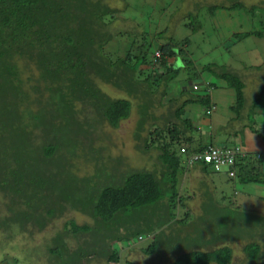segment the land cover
Returning <instances> with one entry per match:
<instances>
[{"label":"trees","instance_id":"trees-1","mask_svg":"<svg viewBox=\"0 0 264 264\" xmlns=\"http://www.w3.org/2000/svg\"><path fill=\"white\" fill-rule=\"evenodd\" d=\"M117 2L121 7H112ZM128 7L125 0H0V244L16 235L28 241L52 226L55 231L39 244H17L25 255L22 262L41 256L45 264H133L120 261L115 245L124 249L145 239L148 244L140 251L152 257L151 264H233L230 245L235 242L242 244V259L234 264H264V212L224 197L217 202L184 184L186 172L198 166L228 181L264 186V175L255 167L261 156L242 150L239 157L237 144L203 140L186 107L200 106L199 117H207L214 85L189 77L194 70L184 49L188 38L166 35L165 14L153 31H143L123 15ZM254 8L238 0L206 6L198 16H186V28L191 34L200 30V12L211 17L218 10L252 13ZM113 22L120 27L112 29ZM263 35L249 31L232 38ZM120 40H131L138 51L121 54ZM205 73L232 91L230 111L240 119L245 102L239 76L214 64L202 66L200 74ZM178 80L186 86L166 101L175 104L179 97L180 104L162 116L159 126L153 111ZM103 86L122 97H110ZM263 96L264 85L249 105V127ZM132 105L138 117L135 148L142 155L155 152L149 170L104 155L103 127L115 129ZM208 148L232 153L233 164L215 172L202 160L188 164ZM232 170L235 175L228 177ZM190 193L203 195V215L194 219L186 207ZM11 228L14 234L6 231Z\"/></svg>","mask_w":264,"mask_h":264},{"label":"rangeland","instance_id":"rangeland-1","mask_svg":"<svg viewBox=\"0 0 264 264\" xmlns=\"http://www.w3.org/2000/svg\"><path fill=\"white\" fill-rule=\"evenodd\" d=\"M229 1L230 0H125V2L129 6V9L125 13L123 12V15L126 17L130 16L133 24H137L139 28L143 29V31H153V29L156 28L157 22L162 20L165 14L167 17V29L165 32L166 35H173L174 37H176V39H182L184 37L188 38L189 43L184 47V49H186L190 56H192L194 70V74H190L189 77H191V79L196 78L197 81H199L200 83H202L201 80L203 79L208 82H211L214 85L213 89H215V91L213 92H216V94H218L219 96L218 100L214 99V105L216 108L207 117L201 118L193 114V111H195L196 114L202 112V107L200 106L194 105L186 107L187 109L191 110V113L186 112L187 118L190 119V121L195 127L197 126L199 129H201L203 126V128L201 129L203 134L204 132H208L210 130L209 126L204 125L208 124L209 122L213 124L215 118H220L221 120H223L224 125L229 126L228 129H231L234 126H243L244 123L241 119H236L234 115L229 111V106L232 104V95H230L232 91L226 87L224 88V81L222 83L221 81L216 80V78L212 77L208 73L201 75L200 70L202 66L206 64L226 66L228 70L236 73L244 84V104L248 106L250 105L253 96L257 92L258 88L264 85V35L263 37L249 36L241 41H235L234 38H232V34H234L233 31L230 32L227 30L228 22L226 18H223L220 23H214V25L212 24V21L214 22V19H211L212 16H216L217 13L222 16L225 15L219 10L215 11L211 17H208L207 15L205 16L202 12L199 13V17L197 18V20L200 23L201 28L196 34H191L189 32V29L186 28V24L189 22V19H187L186 17L187 15L196 14L198 16V11L206 6H227L229 5ZM238 1L242 4V6H244V8H249L252 6L255 8L252 13H245L246 10L244 9L243 10L245 12L243 10L233 12L235 13L232 15V25L234 26L233 29L237 28L239 24L243 25L242 22H248L251 17V19L258 17L261 18L263 23L259 22L256 23V25L262 28L261 31L264 34V0ZM118 4L121 7V4L118 2L117 4L111 3L112 7L115 5L117 7L119 6ZM196 6L197 10H195ZM184 17L187 20H185ZM124 23L125 25L133 26V24L128 23L126 20L124 21ZM118 27H120V24L118 22H113L112 29H118ZM245 28L249 29L248 26H245ZM223 36H226L227 39L224 40L222 38ZM146 39L148 40V38ZM130 41L125 42L123 40H120V44H118L122 48V50L119 51L121 54L129 48L130 51L133 53H136L138 51L135 46H132L130 44ZM180 66V64L176 65L177 68ZM255 66H259V69L253 68ZM30 72L31 74L35 73V70L32 66H30ZM179 77L180 74L178 78ZM181 85L182 87L186 86L185 82H181V80L176 81V83L172 85L170 91L166 94V96L163 97L161 103H158L156 105V108L154 109L153 113L155 117L158 118L156 122L157 125H162V116L167 111H172V109L177 106V104H180L179 97H177L178 99L176 100L175 104H167L166 100L168 98L170 99L172 97H175L178 93V88ZM211 90H209V92ZM102 91L108 94L110 97H122V95H119L114 89L109 86H103ZM132 103L135 104L136 102L132 101ZM262 117H264V108H262V115L260 112H258L255 114L254 118L255 121H261ZM137 119L138 117L135 112L134 105H132L128 118L120 122L115 129H111L107 126L103 127L102 134L106 135L107 138V140L104 141L107 147L106 152H104V155H107L111 158L121 157L122 163H124L126 166H129L130 168L149 170L152 169L154 166L155 152L151 150L149 153L142 155L136 150V142L133 139V132ZM245 122H247L246 117ZM146 128H148L147 124H145V129ZM198 128L196 129V131L198 130ZM211 131H209L210 134ZM198 132L201 133V131ZM142 135L144 136L145 133H143ZM190 176L191 175L186 173L184 184L187 183V186L185 185V187H190V189L196 187L198 189V194H200L201 192H205L214 196L216 201L220 197H224L226 201L228 200L230 202L241 201L239 198L233 196L232 185L228 180L225 179L224 176H221L223 181H221L220 183L216 182V184L212 188H210V185L207 182V178L198 180L194 177L190 178ZM224 185H226L225 188ZM205 187H207L208 189H205ZM183 191L184 189L180 190V193L183 194ZM191 194L192 193H190V195ZM254 194L260 195L261 193L258 191ZM191 196L193 198L190 199V201H192H186V207L189 209V212H191V218L194 219L197 216L203 215V212H200V204L202 205L201 201L203 195L199 197L192 194ZM245 198L248 199L246 204H248L247 207H249L251 211L264 212L263 201L253 198L251 194L248 197L245 196ZM203 202H205V200ZM223 203L226 204L225 202ZM218 205L220 206L221 203H219ZM182 211L183 210L179 209V214L177 212V216H180ZM74 216L78 217V214L76 213ZM76 219H78L76 220L78 222L81 221L83 218L78 217ZM60 223L61 222L59 221L57 223V226H59ZM55 229L56 228L49 226L46 229V232L39 235H34L28 241H26V237H24L25 241L23 240V242V238L16 235L14 236V238L10 239L11 241H9V244L8 242L0 244V264L1 262H4L3 264H45V257L41 256H39L37 260L31 257L32 259H30L29 262H22L21 258L25 255L23 252L19 251L20 249L23 250V248L17 244H24L25 246L28 244L32 245L33 243L35 245L39 244L40 241L43 240V238H48L55 231ZM6 231L11 234H14L15 229L11 228ZM146 244H148V241L143 239L137 241L135 244L133 243V246L124 249H121L120 247H118V245H115V250H117L120 256V261L122 263V260H125L128 262H132L133 264H151L152 257L145 255L140 251V248L144 247ZM241 245V242H235V244L230 245L233 256V264L238 263L242 259V252L240 247ZM3 253L5 254V257H3ZM13 259L15 260L14 262ZM119 264L121 263L119 262Z\"/></svg>","mask_w":264,"mask_h":264},{"label":"crops","instance_id":"crops-1","mask_svg":"<svg viewBox=\"0 0 264 264\" xmlns=\"http://www.w3.org/2000/svg\"><path fill=\"white\" fill-rule=\"evenodd\" d=\"M225 15L222 16L219 13L216 14V16H212L211 19H214V22L212 21L213 25L214 23H220L223 18L227 19L228 22V26H227V30L233 33H246L249 31L252 32H262L261 31V27H259L258 25H256V23L262 22L261 18H250V24L248 23V27L249 29H246L244 25H246V22H242L243 25L239 24L237 26V28L233 29L234 26L232 25V21H233V14L235 13H225L222 12ZM239 17V15H238ZM249 22V21H248ZM263 23V22H262ZM254 27V28H253ZM232 28V29H231ZM233 35V34H232ZM224 40L227 39L226 36L222 37ZM235 40V39H234ZM236 41V40H235ZM215 89H212L208 95L210 98V110H209V115L212 111H214L215 107V102L214 99L218 100L219 96L218 94H216ZM221 91V90H220ZM213 92V93H212ZM232 95V104L229 106V111L231 106L233 105L234 102V97L233 94L231 92ZM245 105V104H244ZM262 108H264V101L262 103H260V107L258 109H256V113L260 112L262 114ZM249 106L245 105L243 106V111L241 112V117L240 119L243 121V126H234L231 129H228L229 126L224 125L223 120H221L220 118H215L214 119V123L211 124L210 122L208 124H205L204 126H209L211 131V134L208 132H204V134L202 133V128L199 129L198 131H201V133H199V135L203 138V140L205 142H210L211 143H215V145H225V146H232V145H238V147L243 150L246 154H249L250 156H254L259 154L262 158V161L259 162V164L256 166L253 164L252 166L257 167V171L259 174L264 175V117H262L261 121H254V125H252L251 127L248 126V123L245 122V117L247 119V112H248ZM194 115H197L199 117V115H201L200 113L196 114L195 111H193ZM231 112V111H230ZM227 126V127H226ZM254 131V132H252ZM207 133V134H206ZM258 134V135H256ZM214 141V142H212ZM202 169V168H201ZM198 166L193 167L188 173L191 177L194 178H198V179H204L207 178V182L210 185V188L214 187V185L216 184V182L220 183L221 181H223V179L221 178V175H217L214 174L212 171H210L209 169H207V173L205 174L202 170H201ZM251 170V169H249ZM184 175V173H183ZM186 175V174H185ZM235 175V174H234ZM233 175V176H234ZM237 175V174H236ZM226 179V178H225ZM227 180V179H226ZM232 185V194L233 196L239 198L241 201L236 202L237 205H245L248 206V204H246V202L248 201V199L245 198L248 197L250 194L253 198L261 200L262 198H264V186L259 185V184H255V183H247V184H242V183H238L237 181H229ZM226 185H224L225 188ZM206 189H208L206 187ZM260 192V195L254 194L257 192ZM210 195V194H209ZM211 196V195H210Z\"/></svg>","mask_w":264,"mask_h":264},{"label":"built area","instance_id":"built-area-1","mask_svg":"<svg viewBox=\"0 0 264 264\" xmlns=\"http://www.w3.org/2000/svg\"><path fill=\"white\" fill-rule=\"evenodd\" d=\"M182 152V151H181ZM235 155L239 157L244 156V152L239 148L236 147L234 149ZM233 154L230 152H220L217 148H208L202 155H193L188 159V164L192 162H198L202 160L206 165L211 166L213 171H219L218 168L220 165L225 164L231 166L233 164ZM228 177H233L234 172L227 171Z\"/></svg>","mask_w":264,"mask_h":264}]
</instances>
